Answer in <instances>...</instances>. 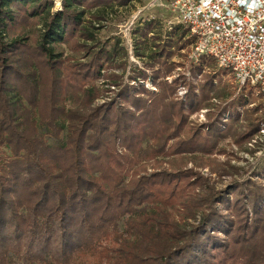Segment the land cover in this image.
Listing matches in <instances>:
<instances>
[{"label": "trees", "instance_id": "1", "mask_svg": "<svg viewBox=\"0 0 264 264\" xmlns=\"http://www.w3.org/2000/svg\"><path fill=\"white\" fill-rule=\"evenodd\" d=\"M132 1L63 0L54 11L51 0H0V264H264V168L259 182L218 191L194 169L145 166L220 153L235 126L263 106L248 102L249 88L237 105L212 114L229 72L213 74L206 58L191 65L200 86L199 78L165 80L166 46L181 50L194 40L184 42L190 32L182 25L125 83L116 72L125 68L119 42L90 45L96 38L84 16ZM203 109L208 121L192 127Z\"/></svg>", "mask_w": 264, "mask_h": 264}, {"label": "rangeland", "instance_id": "2", "mask_svg": "<svg viewBox=\"0 0 264 264\" xmlns=\"http://www.w3.org/2000/svg\"><path fill=\"white\" fill-rule=\"evenodd\" d=\"M51 1L55 3L54 11L62 9L63 0ZM159 4L156 0H133L124 6L116 3L113 8H108L105 12H100L94 8L88 10L84 16L89 30L95 34L96 38L95 42L89 43L90 45L94 44L99 48L112 49L119 42L118 63L125 64V68L117 69L116 72L123 76L125 83L130 81L135 67L145 70V64L152 63L150 55L156 51H161L163 46L168 45L172 29L180 25L171 9L162 7ZM98 16H102V20L98 19ZM88 21L92 24H88ZM149 23L151 25L147 27ZM143 29H147V36L142 35L141 30ZM184 29L187 28L184 27ZM190 37V34L187 35L184 42ZM191 45H187L181 50L166 46L168 51H172L171 56L167 59V68H171L172 72L165 79L169 83L172 84L174 80L182 77L195 82L199 78L198 85L200 86L202 83L203 78L200 76L196 78L191 71V65L193 64L188 58ZM121 48L126 49L127 57L123 56ZM64 49L66 55L77 56L65 46ZM85 52L82 51V55ZM138 54L141 56H137ZM208 62L211 64L213 74L220 70L215 60L208 58ZM206 71L209 73L208 69ZM4 76L7 83H9L13 79L12 70L6 71ZM221 77L223 80L221 87H219L221 89L220 97L213 99L208 106L213 111L212 114L222 112L232 104L237 105L241 95H249V88L244 91L243 87H239L230 75L227 74ZM102 84L103 81L99 83V86L103 87ZM147 86L153 91H159V88H155L151 83H148ZM179 86L178 95L184 98L187 88L184 87V84ZM7 95L11 101L16 100L12 99V92L7 93ZM107 95L112 97L114 94ZM102 101L103 99H100L98 102ZM252 101H255L257 105H262L263 110L259 114L251 112L248 119L244 117L243 122L235 126L232 136L220 143V153L211 156L197 153L173 158L159 157L158 163L160 164L157 165L156 162L146 163L147 170L151 172L154 166L171 170L194 169L208 177L210 185L218 191H224L234 183H242L249 179L259 182L256 175L264 168V98L260 95L258 89H253L252 95L248 98L249 103ZM68 104L70 106L75 105L73 98L69 100ZM252 106L247 104L245 108L240 107L239 110L246 113L247 109H251ZM208 111V109H203L192 115L190 118L191 126L196 127L206 123L209 119ZM223 117L225 121H228L230 111L225 112ZM256 123L261 124L260 131L251 139L239 140L240 135L247 131V127ZM1 151H4V149Z\"/></svg>", "mask_w": 264, "mask_h": 264}, {"label": "built area", "instance_id": "3", "mask_svg": "<svg viewBox=\"0 0 264 264\" xmlns=\"http://www.w3.org/2000/svg\"><path fill=\"white\" fill-rule=\"evenodd\" d=\"M194 39L188 58L216 61L239 87L264 94V0H156Z\"/></svg>", "mask_w": 264, "mask_h": 264}, {"label": "bare ground", "instance_id": "4", "mask_svg": "<svg viewBox=\"0 0 264 264\" xmlns=\"http://www.w3.org/2000/svg\"><path fill=\"white\" fill-rule=\"evenodd\" d=\"M60 1V0H59Z\"/></svg>", "mask_w": 264, "mask_h": 264}]
</instances>
